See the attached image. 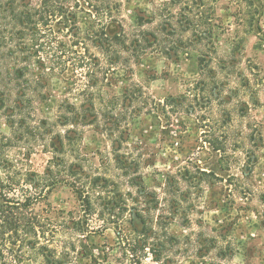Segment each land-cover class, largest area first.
Returning a JSON list of instances; mask_svg holds the SVG:
<instances>
[{
	"label": "rangeland",
	"instance_id": "374dc122",
	"mask_svg": "<svg viewBox=\"0 0 264 264\" xmlns=\"http://www.w3.org/2000/svg\"><path fill=\"white\" fill-rule=\"evenodd\" d=\"M92 1L99 6V0ZM106 2L109 15L80 14L83 35L98 29L111 39L129 40L155 32L159 44L148 56L124 53L126 62L110 72L102 89L104 100L123 107L105 108L100 112L101 127L82 131L83 154L95 165L97 152L112 158L116 144L102 134V127L110 123L114 128L120 122L126 131L120 155L141 162L140 175L161 203L155 218L170 217L163 221L179 242L170 246V257L179 264H264V39L240 26L228 0ZM40 4L41 0H31L32 9ZM165 27L178 31L180 37H173L177 44L165 40ZM173 47L184 52L167 55ZM90 54L111 68L108 56L98 49L91 47ZM74 75L70 71L49 81L38 119L57 123L68 115L63 110L67 100L80 104L82 97L69 93ZM73 130L58 127L60 133ZM10 136L9 125L0 117V140ZM36 152L31 163L42 172L52 154ZM37 209H48L56 218L61 211L77 214L81 206L73 191L63 186ZM99 225L92 222L95 228L89 229L85 224V236L74 238L58 227L56 238L42 239L37 250L26 246L15 251L16 262L10 264H48V256L71 242L77 246L73 264H119V231L132 240L138 237L131 218L127 216L120 228ZM42 247L48 249L45 257ZM147 256L140 264H159L153 255Z\"/></svg>",
	"mask_w": 264,
	"mask_h": 264
},
{
	"label": "trees",
	"instance_id": "16d2710c",
	"mask_svg": "<svg viewBox=\"0 0 264 264\" xmlns=\"http://www.w3.org/2000/svg\"><path fill=\"white\" fill-rule=\"evenodd\" d=\"M228 1L236 8L240 26L264 39V0ZM98 2L96 7L92 0H41L40 6L32 9L31 0H0V117L11 129V136L0 140V264L16 262L15 251L26 246L37 250L42 239L56 238L58 227L74 238L85 236V224L91 229L95 228L91 223L99 221V229L111 225L120 228L127 216L138 237L132 240L119 231V264H140L147 255H153L159 264H179L176 257L167 254L172 252L173 243H179L163 221L170 217L155 218L161 203L140 175L141 162L120 155L126 142V131H122L125 128L120 122L112 125L114 128L109 127L110 123L102 127V134L109 135L117 145L113 146L112 158L97 152L100 159L95 165L81 149L85 135L82 131L101 127L100 112L110 106L113 111L123 107L105 101L102 93L110 72L126 62L123 54L134 58L148 56L159 44L155 32H142L129 40L118 36L111 39L98 29L83 35L81 13H110L106 0ZM189 12L195 15L194 9ZM192 26L196 29L195 22ZM163 31L166 41L177 44L173 40L180 37L176 29L165 27ZM91 47L108 56L110 69L90 54ZM174 49H169L167 55L184 52ZM70 71L75 73V85L69 93L82 97L80 104L67 100L63 110L68 115L61 116L57 123L38 119V105L48 99L49 81ZM59 126H72L75 130L60 133ZM39 149L52 154L42 172L35 171L31 163ZM13 150L18 151L17 155L12 154ZM63 186L76 195L81 206L79 213L61 211L53 218L48 209H37ZM63 248L55 256H48V264H73L76 244L71 242ZM40 250L47 256V247Z\"/></svg>",
	"mask_w": 264,
	"mask_h": 264
}]
</instances>
